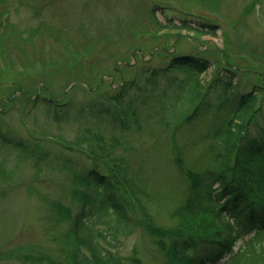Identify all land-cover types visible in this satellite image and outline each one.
I'll return each mask as SVG.
<instances>
[{
    "label": "rangeland",
    "instance_id": "1",
    "mask_svg": "<svg viewBox=\"0 0 264 264\" xmlns=\"http://www.w3.org/2000/svg\"><path fill=\"white\" fill-rule=\"evenodd\" d=\"M178 55L210 62L200 86L178 70L150 81ZM231 71L239 84L224 93L213 80ZM255 87L253 133L264 125V0H0V129L37 150L27 158L0 144V264L65 262L70 224L58 223L54 204L78 211L77 172L100 159L92 135L127 166L149 215L137 217L172 227L190 183L180 166L209 165L213 132L240 117L228 97ZM117 238L112 252L124 264L166 260L144 228Z\"/></svg>",
    "mask_w": 264,
    "mask_h": 264
},
{
    "label": "trees",
    "instance_id": "2",
    "mask_svg": "<svg viewBox=\"0 0 264 264\" xmlns=\"http://www.w3.org/2000/svg\"><path fill=\"white\" fill-rule=\"evenodd\" d=\"M181 26L216 34V26L203 21L192 26L190 21L183 20ZM209 67L205 59L178 56L167 68L154 70L149 79L156 83L168 70H178L200 86L199 77ZM230 73L226 78L216 77L213 85L225 93L238 86L239 82L234 83L235 72ZM260 92L262 88L255 87L229 99L234 101V111L240 117L229 119L213 132L212 147L218 151L213 152L201 173L180 166L190 183L186 197L171 210L175 223L170 228L156 227L137 217L149 215L127 177V166L122 159L113 157L111 142L104 136L92 135L90 139L97 144L93 155L100 159L91 168L77 172L79 185L73 194L80 204L78 211L73 213L69 207L54 204L58 223L67 222L70 227L65 234V262L53 264H124L126 259L114 256L112 249L119 247L118 234L131 235L136 227L146 229L157 239L166 259L163 264H264V125H259L256 133L251 128ZM200 97L198 92L193 100ZM199 109L198 104L185 120L196 116ZM53 117L59 121L56 111ZM0 143L20 156H37L36 149L1 129ZM248 236L251 237L244 241ZM240 240L244 246L236 250Z\"/></svg>",
    "mask_w": 264,
    "mask_h": 264
}]
</instances>
